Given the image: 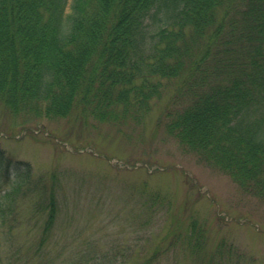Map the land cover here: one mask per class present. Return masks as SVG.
Masks as SVG:
<instances>
[{
	"label": "trees",
	"instance_id": "1",
	"mask_svg": "<svg viewBox=\"0 0 264 264\" xmlns=\"http://www.w3.org/2000/svg\"><path fill=\"white\" fill-rule=\"evenodd\" d=\"M171 81L165 130L264 198V0H0V103L12 115L119 122ZM43 207L45 233L52 192ZM192 225L197 259L204 231ZM236 254L218 244L219 260Z\"/></svg>",
	"mask_w": 264,
	"mask_h": 264
},
{
	"label": "rangeland",
	"instance_id": "2",
	"mask_svg": "<svg viewBox=\"0 0 264 264\" xmlns=\"http://www.w3.org/2000/svg\"><path fill=\"white\" fill-rule=\"evenodd\" d=\"M175 86L113 123L0 103V264H137L154 252L153 264H264V198L165 130ZM193 223L204 231L197 259ZM222 241L237 250L230 261L217 258Z\"/></svg>",
	"mask_w": 264,
	"mask_h": 264
}]
</instances>
